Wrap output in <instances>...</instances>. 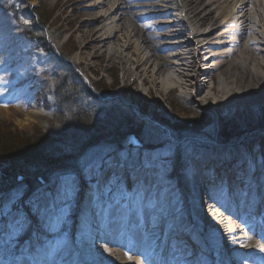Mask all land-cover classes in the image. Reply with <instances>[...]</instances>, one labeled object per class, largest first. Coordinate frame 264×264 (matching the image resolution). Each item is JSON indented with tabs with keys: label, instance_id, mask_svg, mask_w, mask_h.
Instances as JSON below:
<instances>
[{
	"label": "rangeland",
	"instance_id": "374dc122",
	"mask_svg": "<svg viewBox=\"0 0 264 264\" xmlns=\"http://www.w3.org/2000/svg\"><path fill=\"white\" fill-rule=\"evenodd\" d=\"M91 3L94 2L87 1L84 4V0H0V22L3 29L0 32L2 34L0 37V42L2 43L0 45V99L4 98L3 101H0L1 130L5 129L8 131L6 138L11 136L12 138H24V140L37 137L39 131L42 133H54L56 130H59L57 126L52 125L50 111L45 109V104L42 105L38 102L35 94L29 97L27 101L24 100V97L20 99V96L27 93L30 85L35 88L39 85H44V92L46 93L54 91L58 85V74L55 69L62 70V68L64 69L63 65L67 68L70 66L81 77V81L94 85L96 89L101 91V97L110 95L111 99H113L115 96L116 99L133 107L138 115L134 114L132 120H137L136 117L142 116L146 125H148V128L145 126V132H139L143 136L142 140L145 137L147 141L160 140L169 142L168 145L176 152L175 161L180 172V178L183 180L181 183H178L180 185L185 184L188 170L191 171V169H188L187 163L189 162H182L180 159L181 155L177 154L184 147V143L178 149L179 143L168 139L171 135L168 129H177V125L180 123L184 126V123L188 124L192 121H198V123L194 122V125L189 124L194 128L196 125L200 126V121L205 120L206 122L209 117L212 118L213 114L221 118H223L222 116H233L230 118L234 119L241 117L233 115L236 112L230 110L224 112L225 109L219 107V100L214 103L212 100L203 102L204 99L212 96H209L210 91L200 92L197 95L198 97L194 98L189 94L191 90L185 91L186 89L182 90L179 87L163 90L162 86H159L157 89L150 91V87L142 85L140 79L136 83L135 81L132 82L133 78L127 80L122 72V66L119 64L121 56H118V59L115 60L112 58L110 52L106 53L101 49L100 40L97 42L98 46H95L96 49L93 50L90 48L92 45L91 39H83L84 33L89 31L88 28L82 27V22H84L83 17L86 15L84 11H91L89 7L93 5ZM6 5L14 7V10H6ZM15 9L24 20V23L31 21V28H40L33 29V31L44 39L40 44L41 49H37L36 44L25 42L21 38V29L18 26V20L13 14ZM161 11L164 10L162 9ZM111 22L112 20L105 23L109 24ZM160 22L163 23V21ZM106 32L108 33L109 31L104 32V39L108 37L105 34ZM151 33L153 34V30ZM9 37L14 40V43L8 48L6 47L8 43L5 46L4 43ZM184 39L188 38L184 37ZM163 42L167 44L168 40ZM87 44H90V46H87ZM179 52L176 51L174 53L177 54ZM125 53L124 60L128 63L132 55H129L128 52ZM182 53L184 52L182 51ZM101 54L104 55L101 57ZM210 56L211 53L202 55L201 59L206 61ZM204 62L200 64L202 71L206 67ZM127 65V68H129L130 65ZM131 68L134 67L132 66ZM199 80L204 84L210 81L205 76H200ZM227 86L238 93L236 84ZM213 87L216 89L218 87L217 83ZM241 90V93L246 96L247 93L243 92L245 87L241 86ZM250 91L253 92L252 90ZM138 93L140 94L138 95ZM52 99L51 96L48 98L49 103H52ZM5 100L6 102H4ZM184 100L185 102L187 101L188 105H193L194 109L187 108ZM248 100L249 102H253L255 101V97L251 96ZM5 103H8L7 107L2 105ZM180 110L186 114L181 113L180 116ZM200 113L204 114L201 115ZM112 121L117 122L116 119ZM230 121L228 120V122ZM217 122L218 118L216 119ZM204 123L201 124V129L205 130L200 134L206 138L199 139L193 148L191 146L192 151H184L190 157L196 153L195 151L205 150H201V148L210 147L209 145L211 144L222 142V133L225 132L223 129L224 125L221 124V126L217 127L214 121L213 125L207 129ZM238 123L239 129H241L238 130V133L247 131L249 134L246 135V140H250L253 143L260 131L257 126L259 123L264 124V119L262 121H255V123H249L245 120L243 123ZM70 127L72 125H66L65 129ZM124 132H122V136H125ZM127 138L128 136L124 137L123 140ZM43 142L45 141L40 139L38 142L35 141L33 145L37 143L38 146H41ZM201 142L206 144H202ZM18 145H20V148H24L25 143ZM252 145L256 144L253 143ZM48 146H51L49 142ZM101 146L103 145L101 144ZM152 146L155 145L152 144ZM49 147H39L43 151L38 152V157L46 152V150L47 153L50 150L48 155H54L53 152L57 148L52 149V146ZM98 150L102 149L93 151V155L96 158L99 155L97 154ZM108 150L107 148H103L102 154ZM210 150L214 151L211 152L213 154H216L218 151L217 148ZM63 152L70 158H74L70 147L65 146ZM102 154L95 160L97 163L101 161ZM89 156L91 157L92 155L90 154ZM142 156V150H139L138 153L134 152L133 158H130L131 156L125 153H113L112 157L108 158L107 163L111 165L109 161L121 159V161L125 162L123 168L127 166L131 171H136L133 167L128 166L126 162L133 166L135 159L142 158ZM34 158H27L26 160L12 164L9 161L3 163L2 159H0V184L5 180L2 172L5 173L8 168H24V172L29 174L27 165L36 162ZM143 158L146 161V167H156L158 170L162 168L158 165H150V163L153 165L156 161V157L153 155ZM226 160L228 161V158L225 159L224 156L216 155L215 161L226 163ZM203 162H205V159ZM209 162L212 161L209 159ZM235 163L238 162H233L232 164ZM116 168H120V166L111 165L110 167L100 168L95 175V181H92V179L94 180V171H89V169L84 174L71 169L50 180L49 183L57 178L50 185V189L55 186L56 182L62 186L58 189L56 196L55 194L45 196L43 199L37 201L35 209H33L34 215H37L38 212L41 213L33 226L36 240L33 244L34 249L32 250L29 248L30 244L28 241L16 249L19 244V240L17 239L25 231L23 221L26 216H24L25 213L18 209L19 202H17V194L14 192L0 206L1 217H4V220L0 222V264H135L126 263L123 257L113 259L110 254L103 251L97 252L96 249L100 247L101 243L95 242L96 239L93 237L96 235L95 229L102 228L103 220H101L100 215L104 214L102 210L106 204V200L115 198L129 199V197H131L130 199H134L141 191V186L139 189L136 187L131 188L130 184H127L128 176H119L115 172ZM163 168L165 172L172 170L169 164L165 162L163 163ZM54 170L40 171L38 169L31 171V175L37 177L39 182L40 179L46 181V175ZM66 176L71 177V182L64 180ZM164 178L165 173L163 172L162 179ZM119 186L120 189L116 192ZM49 208H51L50 211H48ZM8 222H11V224L6 228L5 225ZM89 232H92V234H89ZM105 246L108 247L107 245Z\"/></svg>",
	"mask_w": 264,
	"mask_h": 264
},
{
	"label": "bare ground",
	"instance_id": "6f19581e",
	"mask_svg": "<svg viewBox=\"0 0 264 264\" xmlns=\"http://www.w3.org/2000/svg\"><path fill=\"white\" fill-rule=\"evenodd\" d=\"M87 1L94 3L89 6L91 11H84L86 15L83 17L82 27L88 28L89 31L84 33L83 39H91L92 45L87 44V46L93 50L96 49L95 46H98L97 42L100 40L101 49L106 53L110 52L115 60L121 56L119 64L122 66V72L127 80L133 78L132 82L136 83L140 79L142 85L150 87V91L159 86H162L163 90L172 87L186 89L185 91L191 90L189 94L194 98L198 97L200 92L210 91L209 96H212L202 100L203 102L212 100L214 103L219 100V107L225 109L224 112L226 110L236 112V115L243 117L246 121L264 119V0H154L148 3H145V0H138L137 4H132L133 0H84V4ZM162 9L164 11H161ZM170 18L179 22L175 24L181 29L178 30L179 33L176 37L182 38V41L162 45V41L166 39L170 41L176 39H171L174 36L165 33L166 28L170 30L172 27ZM110 20H112L111 23H105ZM158 20H166V24L161 25ZM168 24L170 25L167 26ZM151 30L158 33L152 35ZM1 31L2 23L0 22ZM105 31H109L105 33L108 36L106 39L103 38ZM182 35L183 37H181ZM1 36L2 34H0ZM184 37L188 39H184ZM101 39L103 40L101 41ZM177 49H180V52L176 54L174 52ZM125 52L132 55L128 63L124 60ZM209 53L211 56L206 61L201 59L202 55ZM104 54H101V57ZM163 54L169 55L164 58ZM203 62L206 65L204 71L200 69V64ZM127 64L130 65L129 68H127ZM132 66L134 68H131ZM200 76H205L210 81L204 84L200 82ZM215 83L218 86L216 89L213 87ZM235 84L238 93L227 86ZM241 86L245 87L243 92L247 93L246 96L241 93ZM251 96L255 97V101L249 102L248 99ZM261 161L259 160V162ZM221 171L224 170L209 176L210 170L197 169L193 185L195 186L198 180H209L211 177L215 179L214 181L222 182L225 176ZM239 182L240 180L233 183L238 184ZM243 183L241 184L242 188L240 186L237 192L246 191L248 194L249 187L254 188V181L252 179L245 180ZM209 184L211 187L208 190L212 188L210 192L217 194L220 192L216 189H221V184L216 186L217 183L213 181ZM183 189L185 192H190L188 185ZM247 194L245 196L249 197ZM259 195H261L260 192ZM134 199H141L136 202H146L147 200L146 197L138 196ZM261 199L264 200V194ZM247 206H251V204L243 203L235 208H230L231 213L242 217L240 219L246 228L252 223L256 213L254 211L256 204L252 206L251 212L245 208ZM240 209H242V214H239ZM145 210L151 209L146 208ZM243 211L248 212L252 217L244 216ZM200 212L202 211L192 214L196 219L197 226L209 225L219 228L221 238L230 248L233 247V243L238 242L232 238L240 239L239 233L226 234L225 236L224 231H227L229 227L219 212L206 213V209L202 214ZM135 221L139 222L142 229L144 228L143 221L139 219L130 221L128 226L134 238L137 236L133 225ZM178 224L181 228L182 224L179 222ZM106 228L110 231L116 230V209L112 211L106 225L97 229V232ZM247 231H251V229ZM177 234L178 231H174V235ZM117 236V238L129 242L128 239H125L124 233L117 232ZM188 236L186 235V237ZM194 247L192 250L195 249L198 256L192 258L193 254L189 255L186 264H201L202 251L198 247ZM232 255L234 256V254ZM168 258L169 256H165L163 261ZM247 258L249 259L250 256ZM181 261L184 262V260Z\"/></svg>",
	"mask_w": 264,
	"mask_h": 264
},
{
	"label": "trees",
	"instance_id": "16d2710c",
	"mask_svg": "<svg viewBox=\"0 0 264 264\" xmlns=\"http://www.w3.org/2000/svg\"><path fill=\"white\" fill-rule=\"evenodd\" d=\"M62 102L64 104L68 102V99L65 94H63ZM74 110L75 109L73 107L67 111L68 113L67 121L73 123V126L70 128H66V131H64L63 133H61L62 131L59 130H56V132L54 133H42L41 131H39L37 137L31 139L27 138L24 140V138L21 139H19V137L12 138L11 136H8V138H6L7 137L6 134H8L7 133L8 131H6L5 129L1 130L0 128V159H2L3 163H7L9 161V163L12 164L14 162L16 163L21 162L23 160H26L27 158H34V157H35L34 159H36V162L27 165V171L29 170L28 172H30L29 174H26L27 172H24L25 171L24 168H19V169L8 168V170L5 173L2 172V175L4 176L5 180L3 181V183L0 184V190L8 189L9 183L12 184L11 182H13L14 179L19 175H23L27 177L30 175V177H33L31 175L32 174L31 171L38 169H40L41 171L45 169L47 170L49 168L50 169L61 168L59 164L62 163L64 159L65 160L74 159L75 161L78 160V157L83 153L85 148H87L92 144H96L104 140L105 135L107 133H109V135L112 136H114L115 133L116 136L117 134L121 135L119 129L121 126L125 125V122L113 123L110 126L104 125L106 122L99 121L100 118L96 116V112L95 115L94 113L81 114L79 117L76 116L74 118L75 115ZM181 113L186 114L185 112H180V116ZM194 122L198 123V121H192L188 124L184 123V126H182L183 124L180 123L177 125V127L182 129L184 128L187 129L189 128L188 125L189 124L194 125ZM203 123L204 120L200 121V126L196 125L192 129L200 130L201 124ZM62 124H69V123L63 122ZM127 124L130 125L133 123L127 122ZM226 128H228L227 131L228 134L230 133V131L233 133L236 132L235 125L232 121L226 124ZM40 139L45 141L41 144V146H38L37 143L33 145L35 141L38 142ZM48 142L51 144L52 149L57 148V150L55 149V152H53L54 155L52 154L48 155L50 150L48 151V153L46 150V152L42 153L40 157H38L39 156L38 152L43 151L39 149V147L40 148L49 147ZM23 143H25V145L23 146L24 148H20V145L18 144L23 145ZM65 146H68L72 149V156L74 158H70L67 154L63 152Z\"/></svg>",
	"mask_w": 264,
	"mask_h": 264
},
{
	"label": "snow or ice",
	"instance_id": "6c2138e0",
	"mask_svg": "<svg viewBox=\"0 0 264 264\" xmlns=\"http://www.w3.org/2000/svg\"><path fill=\"white\" fill-rule=\"evenodd\" d=\"M253 159H255L254 156H253ZM96 164H97L96 161H90V162H88V164L86 165V167H88L89 171H94L95 168H96ZM102 166H103V163H101V167ZM257 171H258V168H257ZM253 178L254 179L256 178V172L253 173ZM64 180L66 182H71V177L70 176H66V177H64ZM251 191H252V189H251V186H250V188H249L250 194H251ZM257 193H259V188H257Z\"/></svg>",
	"mask_w": 264,
	"mask_h": 264
},
{
	"label": "water",
	"instance_id": "95a60500",
	"mask_svg": "<svg viewBox=\"0 0 264 264\" xmlns=\"http://www.w3.org/2000/svg\"><path fill=\"white\" fill-rule=\"evenodd\" d=\"M264 118V117H263ZM237 120L238 121H243V120H245L243 117H241V118H237Z\"/></svg>",
	"mask_w": 264,
	"mask_h": 264
}]
</instances>
